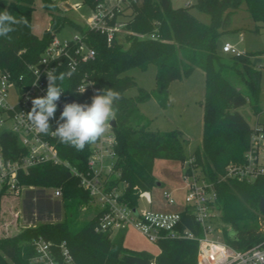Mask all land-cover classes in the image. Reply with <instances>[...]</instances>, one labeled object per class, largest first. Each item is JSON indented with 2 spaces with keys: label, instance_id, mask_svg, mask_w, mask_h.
Returning a JSON list of instances; mask_svg holds the SVG:
<instances>
[{
  "label": "trees",
  "instance_id": "obj_1",
  "mask_svg": "<svg viewBox=\"0 0 264 264\" xmlns=\"http://www.w3.org/2000/svg\"><path fill=\"white\" fill-rule=\"evenodd\" d=\"M81 1L94 10L99 4L104 5L105 0ZM40 2L48 12L49 25L41 36H37L30 28L34 0H0V12L7 10L28 21L26 25L15 26L10 39L0 37V70L12 76L25 73L27 66L37 61L55 32L66 23L76 27L95 51L92 60L80 64L75 74L66 79L55 119L49 121L52 129L55 130L65 103H88V95L76 90L84 74L93 80L96 89L119 91L122 99L115 105L117 117L115 126L111 127L115 159L108 182L111 185L124 184L122 200L133 208L137 205L139 193L147 192L155 185L152 174L155 158L179 160L181 163L192 158L195 170L214 185L216 208L223 225L222 241L238 251L262 242L264 212H260L259 205L260 200H264V176L252 181L222 178L229 164L244 162L252 131L237 108L249 102L257 123L264 126L258 120L261 112L258 104L261 56L260 52H224L219 36L228 29L232 14L242 3H245L254 23L253 32L264 31V0H195L193 5L209 16V24L193 16L189 5L174 8L171 0H138L124 5L115 13L113 21L124 25L110 43L106 34L72 21L55 0ZM151 34L155 36L151 38ZM149 63L156 67L154 87L150 90L137 87L136 95L125 96L126 89L136 86L126 71L135 67L144 70ZM196 68L204 73L202 138L201 143L186 155L182 133L179 130L151 129L150 119L139 111L138 105L154 98L161 107H166L170 103V82L188 77ZM60 72H67V69L61 68L57 74ZM50 133L52 131L48 135ZM6 136L8 146L17 150L15 137L2 134L5 150L8 147L4 142ZM51 142L63 161L79 171L85 169L92 145L76 151L53 134ZM19 178L20 184L27 188L24 212L33 214L35 206L30 199L32 195H28L30 192L37 191L43 198V201H37L40 220L11 235L0 236V264H30L38 239L51 242L57 255L60 244L64 242L73 264H196L195 240L162 239L157 244L158 253L152 255L146 250L127 248L123 230L113 234L96 231L100 214L97 206H94L90 218L80 220L81 209L91 205L90 195L63 164H39ZM45 188L61 189L63 212L58 220H43L50 218L54 210L49 204L46 206ZM2 196L0 192V209ZM54 212L57 214L56 209ZM181 221V227L201 235L199 224L187 209L182 212Z\"/></svg>",
  "mask_w": 264,
  "mask_h": 264
},
{
  "label": "built area",
  "instance_id": "obj_2",
  "mask_svg": "<svg viewBox=\"0 0 264 264\" xmlns=\"http://www.w3.org/2000/svg\"><path fill=\"white\" fill-rule=\"evenodd\" d=\"M138 0H115L112 7L99 4L85 21L90 30L106 34L110 43L116 32L122 29L124 23L113 21L115 13L124 5ZM115 7V9H113ZM153 38L155 35H149ZM85 36L77 32L70 40L60 41L55 36L45 47L35 63L27 66L26 72L12 76L9 72L0 70V192L18 195L27 189L20 184L21 174H27L30 168L44 163L67 166L79 180V185L90 195V203L99 208L95 230L114 233L127 228L136 229L149 242L158 244L162 239H189L197 241L196 264H264V240L243 251H238L225 244L218 233L215 221L219 218L216 208L217 194L212 181L199 174L193 166V159L186 162L183 179L185 181L184 204L179 211H162L148 206L140 207V198L144 197L146 204L151 199L147 192H140L137 205L131 208L121 196L124 189L108 182V175L113 168L115 159V139L111 127L103 138L92 144L91 153L87 158L85 169L77 170L63 161L51 142L52 133L37 132L27 118V112L32 108V99L46 95L47 71L58 73L61 68L68 71L69 65L77 67L94 58L95 51L91 48ZM222 50L230 54H239L229 42L222 45ZM83 94L88 95V104L95 94L93 80L84 74L76 87L78 91L87 84ZM63 94L58 102L62 101ZM13 98V101L11 100ZM2 134L15 137L17 150L8 146V136L1 141ZM264 176V126L257 123L252 127L249 144L244 153L242 164H229L225 177L252 181ZM51 196L60 197L61 189L52 188ZM161 197L166 204H174L171 191L161 190ZM187 209L199 224L201 235L187 227H181V214ZM36 252L31 257L30 264H73L69 249L62 242L59 255L56 254L51 242L38 239Z\"/></svg>",
  "mask_w": 264,
  "mask_h": 264
},
{
  "label": "rangeland",
  "instance_id": "obj_3",
  "mask_svg": "<svg viewBox=\"0 0 264 264\" xmlns=\"http://www.w3.org/2000/svg\"><path fill=\"white\" fill-rule=\"evenodd\" d=\"M57 4L64 10V14L72 21L85 25V21L92 14V9L83 4L81 0H55ZM114 3L115 0H109ZM195 0H171V6L174 8L189 5L190 13L198 20L205 24H209V16L197 9L193 4ZM115 4V3H114ZM49 25L48 12L43 9L40 0H34V9L31 14L30 28L31 32L37 36H41L43 31ZM254 23L249 17L245 3H242L238 10L232 14L229 27L219 36V43L225 41L232 44L238 52H260V69L261 81L258 91V104L261 109L259 118L264 123V31L261 33L253 32ZM78 30L71 24H64L58 31L55 32V37L62 41L70 40ZM242 40L240 41V37ZM127 45H125L126 47ZM156 67L153 63H149L147 68L141 70L137 67L131 68L125 74L131 76L136 83V86L125 90L124 95L133 97L137 93V87L150 90L155 84ZM170 103L166 107H161L158 102L151 98L138 105L139 111L150 119V128L153 130H179L184 139L185 154L189 155L193 149L201 143L202 128H203V100H204V73L201 69L196 68L188 77H183L170 82L168 87ZM13 101V98H11ZM244 116L248 123L253 127L256 124V118L252 112L251 106L248 103L237 108ZM186 162L181 163L179 160L166 159L157 157L153 161L152 174L156 181L161 183V188L173 191L175 203H183L185 181L183 174ZM123 187V183L119 184ZM160 187H155L151 190L153 204L159 199L156 194ZM46 196V206L48 204L57 210V214L51 212L50 218L43 220H58L62 218V208L60 206V197L51 196L52 188L44 189ZM25 193L26 189L22 190L18 195L5 194L1 197L0 209V236H8L19 229L32 225L40 220L37 211V201H43L37 191L30 192L32 195L33 214L29 215L24 212L25 209ZM27 197L29 198V196ZM48 196V197H47ZM157 197V198H155ZM45 200V199H44ZM95 205L83 207L81 209L80 220L90 218L93 215ZM140 207L148 206L145 198H140ZM42 220V219H41ZM217 231L221 235L222 223L219 218L215 221ZM124 244L135 250H146L152 255H156L159 248L156 244L149 242L144 236L139 234L133 228L125 230Z\"/></svg>",
  "mask_w": 264,
  "mask_h": 264
},
{
  "label": "clouds",
  "instance_id": "obj_4",
  "mask_svg": "<svg viewBox=\"0 0 264 264\" xmlns=\"http://www.w3.org/2000/svg\"><path fill=\"white\" fill-rule=\"evenodd\" d=\"M25 17L17 18L9 11L0 12V37L10 39V33L16 30L17 25H26ZM76 66L70 64L67 72L56 74L47 71L46 95L32 99V108L27 112V118L34 129L42 134H52L65 145L76 151H83L86 146L95 144L103 138L117 117L115 105L122 97L121 93L113 88L96 89L91 104L71 102L65 103L57 120L55 130L49 121L55 119L58 102L65 92L66 79L73 76ZM88 83L77 92L83 94Z\"/></svg>",
  "mask_w": 264,
  "mask_h": 264
},
{
  "label": "crops",
  "instance_id": "obj_5",
  "mask_svg": "<svg viewBox=\"0 0 264 264\" xmlns=\"http://www.w3.org/2000/svg\"><path fill=\"white\" fill-rule=\"evenodd\" d=\"M114 3H115V1H114ZM114 3H111V1H109V0H105L104 1V5L106 6V7H112L113 5H114ZM242 40V36L240 37V41ZM225 42H227V41H225ZM224 42V43H225ZM244 52V51H243ZM258 120L261 122V123H263L262 122V120L259 118V116H258ZM158 182V185H154L149 191H147V193L149 194V196H150V199H151V203H150V205H148V207H150V208H152V209H157V210H162V211H179V210H181L182 208H183V204H184V201H183V203H175L174 202V204H171V205H168V204H166L165 203V201L162 199V197H161V190L162 189H165V188H161L160 186H161V183L159 182V181H157ZM155 187H160V189H158V193L156 194V196L160 199L159 200V202L157 201L156 202V204H153V199H154V197H152V194H151V190H153ZM168 190V189H167ZM169 191H171V190H169ZM184 192H185V189H184ZM171 193H172V196H173V191H171ZM157 197H155V198H157ZM153 198V199H152ZM173 198H174V196H173ZM183 199H184V197H183ZM139 203H140V201H139ZM134 229V228H133ZM134 230H136V229H134ZM137 231V230H136ZM138 232V231H137ZM139 233V232H138ZM140 234V233H139ZM124 238H125V235H124ZM125 245V244H124ZM126 246V245H125ZM127 247V246H126ZM127 248H129V247H127ZM131 249V248H130ZM134 249V248H133ZM135 250V249H134ZM139 250V249H138Z\"/></svg>",
  "mask_w": 264,
  "mask_h": 264
},
{
  "label": "water",
  "instance_id": "obj_6",
  "mask_svg": "<svg viewBox=\"0 0 264 264\" xmlns=\"http://www.w3.org/2000/svg\"><path fill=\"white\" fill-rule=\"evenodd\" d=\"M111 123H112L111 127H114L115 126V121H113ZM155 185H158L157 181L155 182ZM259 210H260V212H264V200L263 199L260 200ZM230 234L234 235L233 232H230Z\"/></svg>",
  "mask_w": 264,
  "mask_h": 264
}]
</instances>
